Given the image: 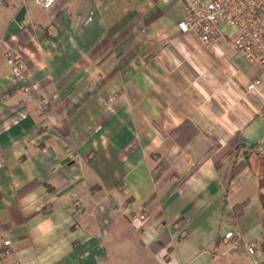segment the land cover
Here are the masks:
<instances>
[{
    "label": "crops",
    "instance_id": "0c3cea01",
    "mask_svg": "<svg viewBox=\"0 0 264 264\" xmlns=\"http://www.w3.org/2000/svg\"><path fill=\"white\" fill-rule=\"evenodd\" d=\"M183 15L0 0V264H264V85Z\"/></svg>",
    "mask_w": 264,
    "mask_h": 264
},
{
    "label": "built area",
    "instance_id": "2783aa9c",
    "mask_svg": "<svg viewBox=\"0 0 264 264\" xmlns=\"http://www.w3.org/2000/svg\"><path fill=\"white\" fill-rule=\"evenodd\" d=\"M41 8L50 11L61 0H36ZM184 15L178 23L182 33L195 35L202 44H215L231 31L236 52L258 68L257 76L248 84L247 91L264 85V0H183ZM14 80L27 78L24 60H10ZM69 152V157L71 156ZM146 219L140 212L132 218L137 227ZM233 238L227 233L225 239ZM4 245H10L4 241ZM250 254L253 245L247 247Z\"/></svg>",
    "mask_w": 264,
    "mask_h": 264
},
{
    "label": "trees",
    "instance_id": "16d2710c",
    "mask_svg": "<svg viewBox=\"0 0 264 264\" xmlns=\"http://www.w3.org/2000/svg\"><path fill=\"white\" fill-rule=\"evenodd\" d=\"M235 138H236V137H235ZM228 144L231 145L233 148H235V147L237 146V144H236L235 142H232V140H230V141L228 142ZM246 159H247V158L245 157V160H246ZM243 164H245V162L239 163L238 167L243 166ZM215 165H216V167H218V168L220 167V165H219L218 163H215ZM196 167H197V164L193 166V168L191 169V172L194 171ZM238 167H237V169H238ZM235 172H236V170H233V172H232L231 175L233 176ZM243 206H244V204H242V205H240V206H238V207H235V214H236V215H238V214L241 212ZM161 244H164L163 240H162V243H161V242L158 243V247H159ZM161 246H162V245H161Z\"/></svg>",
    "mask_w": 264,
    "mask_h": 264
},
{
    "label": "water",
    "instance_id": "95a60500",
    "mask_svg": "<svg viewBox=\"0 0 264 264\" xmlns=\"http://www.w3.org/2000/svg\"><path fill=\"white\" fill-rule=\"evenodd\" d=\"M65 161H67V160H65Z\"/></svg>",
    "mask_w": 264,
    "mask_h": 264
}]
</instances>
